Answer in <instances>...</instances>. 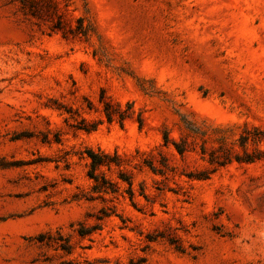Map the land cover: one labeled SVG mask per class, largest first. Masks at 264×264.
Listing matches in <instances>:
<instances>
[{
  "label": "rangeland",
  "instance_id": "obj_1",
  "mask_svg": "<svg viewBox=\"0 0 264 264\" xmlns=\"http://www.w3.org/2000/svg\"><path fill=\"white\" fill-rule=\"evenodd\" d=\"M55 1L0 0V264H264V0ZM101 94L132 116L107 122ZM188 123L181 157L163 136ZM218 139L261 158L210 165ZM89 148L121 155L136 206L92 192ZM160 155L166 177L136 169Z\"/></svg>",
  "mask_w": 264,
  "mask_h": 264
},
{
  "label": "trees",
  "instance_id": "obj_2",
  "mask_svg": "<svg viewBox=\"0 0 264 264\" xmlns=\"http://www.w3.org/2000/svg\"><path fill=\"white\" fill-rule=\"evenodd\" d=\"M17 2L22 11L35 18H41L43 14L50 16L52 14L58 15L59 5L55 0H13ZM81 22V19H79ZM54 30L61 31L64 37H68L70 34H75L74 31H66L63 27V23L59 20L53 27ZM100 104L102 105V112L107 120V122L112 123L117 121L121 125H123L124 121L130 118L134 112L132 103H127L126 108H124L119 103H114L110 99H108L104 94H101ZM138 122L140 128H143L144 121L142 116L138 115ZM191 123L187 125V136L182 138L180 142L174 141L170 138L168 131L164 132L163 136V146L169 148L171 145L174 147L175 151L181 156L184 157L186 153L194 151L195 149L191 147L188 143V138L193 137V134H196L191 129ZM97 129L95 124H91L87 128H83L86 132H92ZM256 131L263 136L262 132L259 131L258 128H255ZM221 145L218 148L213 149L210 153L207 154V150L205 146L201 148L202 158L207 161L210 165L224 166L233 161L237 162H254L256 159H260L261 157L254 158L251 154L246 152V141L242 139L241 147L244 149V156H240L238 154L232 155L231 150L226 148L224 144L218 139ZM205 142V140H204ZM221 152L222 154H218ZM139 154V151L136 152ZM255 153L259 154L260 151H256ZM85 154L89 160V167L87 176L93 182L92 184V192L100 193V194H115L119 193L122 189V185L126 184L127 187L123 189V193L129 196V199L133 206H136L134 191V179L132 175H129L124 169V163L121 155L118 152L108 153L102 150H94L92 148L86 149ZM148 169L151 173L156 176L166 177L169 172L173 171L172 166H170L168 160L163 155H160V159L154 160V158L144 159L141 163L136 167L137 170L143 171L144 169ZM112 171L117 169V178L119 181H113L106 176L104 170ZM190 178H194L196 180H206L208 176L205 173H200L199 175L191 176ZM140 196H143L147 199V195L145 193L144 187H141ZM102 216L98 217V220H103L105 217L109 216L105 211H101ZM90 229V231H89ZM98 225H93L90 228L85 226H81L78 234L81 237H85L88 234L95 232L98 230ZM171 244H173L171 242ZM63 250L69 252V248L67 246L63 247Z\"/></svg>",
  "mask_w": 264,
  "mask_h": 264
}]
</instances>
